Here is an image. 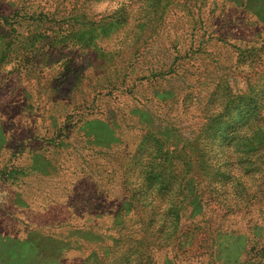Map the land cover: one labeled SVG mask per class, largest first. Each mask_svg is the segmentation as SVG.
I'll return each mask as SVG.
<instances>
[{
  "label": "rangeland",
  "instance_id": "rangeland-1",
  "mask_svg": "<svg viewBox=\"0 0 264 264\" xmlns=\"http://www.w3.org/2000/svg\"><path fill=\"white\" fill-rule=\"evenodd\" d=\"M180 1L189 3L175 0ZM250 1L264 21V0ZM155 7L156 0H0V141L5 145L0 158V240L10 258L18 252L21 260L35 257L26 242L12 237L20 235L19 229L40 225L42 231L51 233L62 220L56 215V222L50 224L37 220L39 210L33 214L34 206H48L46 189L54 181L20 165L16 158L21 154L42 158L53 150L62 157L67 153L77 157L81 152L87 159L100 158L99 163L127 165L128 172L123 166V173L131 174L135 158L126 162L120 158L117 164L112 150H82L81 142L68 140L65 134L78 119L103 116L104 102H108L118 119L131 127L130 136L140 131L132 126L133 117L124 113L131 114V106H139L154 115L152 120L160 123L171 144L161 158L143 159L142 181L149 201L151 195L157 201L154 207L148 203V212L141 213L143 228L149 230L135 232L140 226L133 218L125 231L113 217L86 223L82 229L93 231L86 239L79 230L66 233L80 249L66 251L67 245L55 242L66 252L54 264H264V172L245 165L242 151L233 152L234 139L230 138L242 103L240 108L227 106L224 115L208 127H202L200 117L185 122L155 113L151 97L181 84L167 72L176 50L169 52L166 45H176V26L183 21L193 31L199 28L197 16L181 5L170 4L163 13L157 7L161 19ZM163 31L168 36L166 45L162 44ZM203 34L200 31V51L194 57L214 59L218 53L203 42ZM161 59L168 63L166 68ZM208 85L205 90L198 88L199 107L212 99L215 84L208 81ZM230 86L236 94L246 91L240 77H231ZM247 94L253 99L255 93ZM145 131L143 127L141 136L128 138L140 141ZM142 142L153 146L146 139ZM261 143L264 137L245 151L259 149L256 156L264 160ZM142 149L143 157L149 155L147 148ZM230 154L236 157L231 160ZM231 172L242 181L235 182ZM113 183L114 192L122 195L120 178ZM22 198L31 203L32 211L20 210Z\"/></svg>",
  "mask_w": 264,
  "mask_h": 264
},
{
  "label": "trees",
  "instance_id": "trees-1",
  "mask_svg": "<svg viewBox=\"0 0 264 264\" xmlns=\"http://www.w3.org/2000/svg\"><path fill=\"white\" fill-rule=\"evenodd\" d=\"M174 2L175 0H156L157 14L159 12L157 7H162L161 12L163 13L170 4L175 7L181 5L192 16H197L194 17V20L196 24L199 23V28L193 31L186 21L177 25L173 38L176 45H166L165 40L168 36L164 34L165 31L162 32L164 37L162 44L167 46V51L176 50V53L173 67H167L168 63L165 59L164 61L161 59V62H164L163 67L168 68L169 74L173 73L170 77L179 78L181 84L174 91L171 89L157 91V94L151 97L156 104L153 107L156 111L154 112L171 120L181 119L185 122L200 117L203 122L202 127H208L212 120L218 118L220 114L224 115L227 106L234 104L236 108H240L242 103V107L238 110L240 116L238 124L230 132V138L234 139L233 152L242 151L241 159L245 161V165L252 164L255 167L253 169L264 172V160L256 156L260 150L245 151L247 146L258 143L264 137V97L259 95V92H264V21L258 18L250 0H189V3L186 2L183 5L182 1ZM161 18L162 15L159 13L158 19ZM202 30L204 33L203 42L209 43L207 47L214 48L215 53H218L214 59L194 57L200 51L198 44L202 38L200 35ZM192 43L195 45L193 48L191 47ZM202 51L205 52V50ZM164 58L166 57L164 56ZM231 77H240L245 82L246 91L239 94L234 93L230 86ZM208 81L215 84L210 92L212 99L209 105L205 101L199 107V104L197 105L199 96L196 93L200 91L198 88L205 90L206 86L210 87ZM249 92L255 93L253 99H249L247 96ZM133 104L137 105L136 102ZM104 106L106 107L103 111L104 117L92 114L93 116L78 119L72 127L66 129L65 134L68 140L75 139V141L81 142L82 150L83 148L92 150L103 147L112 150L111 154L117 164L120 158H123L125 162L135 158L134 167L130 168L131 174L126 176L123 173L124 165L114 167L112 161H110L112 165L106 162L99 163L100 158L87 159L82 157L83 153L81 152L77 157H72L71 153L62 157L61 152L55 153L53 150L42 158L29 157L28 155L22 157L21 154L16 158L20 165L30 166L40 176L53 179L54 182L46 189L45 197L48 206L43 205L38 208L34 206L32 211L31 203L27 198H22L19 200L18 207L20 206V210L24 209L23 211L31 210L33 214L39 210L40 214L37 220L42 219L50 224L56 222V215L59 216V220L61 218L62 220L57 222V230L51 233L42 231L38 225L32 228L27 227L24 231L19 229L21 230L20 235H12L13 238L26 242L34 251L30 250L35 257L22 259L23 262H21L22 255L19 252L10 258L5 252L2 240H0V264L59 263L66 251L81 248L73 246L72 244H76L77 240L67 239L66 233L79 230L86 239V236L93 231L90 232L89 229H82V227L89 222L105 221L113 217L115 224L125 231L130 219L133 218L134 221L136 220L134 223L140 226L135 232L149 230V228H143L144 220L141 213L148 212V203H152L154 207L157 201L152 199V195L151 201H149L146 185L142 181V172L146 166L143 159L154 161L158 157L161 158L171 144L166 141L167 137L160 129V123L157 125L152 120L154 115L149 110L131 106V114L130 112L124 113L126 116L133 117L136 123H133L132 126L139 128L140 131V133L137 132L130 136L131 127L118 119V113L111 111L112 107L108 102H104ZM124 114L122 116L127 118ZM143 127L146 128V131L142 137H139L140 141L135 142L134 139L128 138H136L138 134L141 136ZM244 130H247L246 133H243ZM144 136L146 141L153 143V146L145 147L143 145L145 143L142 142L145 140ZM67 145L68 143L64 144V147ZM260 146L264 148V143H261ZM142 148H147L149 155L143 157ZM4 150V140L1 139L0 158ZM235 157L230 154L231 160ZM247 166L245 169L248 168ZM124 167L125 172H128V166ZM153 170L155 171V169ZM118 172L123 173V176L119 177L122 195L115 193L114 185L112 187V183L119 180ZM144 173L146 172H143V176ZM230 174L233 175L235 182L242 181L239 175L232 172ZM113 194L115 197V194L118 195L115 200H113ZM57 200H62L61 206ZM183 215H180L181 220ZM225 233L227 231H222V234ZM56 236L62 237L61 240L56 239ZM113 240H121V237H113ZM57 241L67 245L65 252L60 251V247L56 244ZM159 242L161 243V241ZM105 245L110 244L106 243ZM155 246L164 248L163 244ZM140 252L141 249L136 253Z\"/></svg>",
  "mask_w": 264,
  "mask_h": 264
}]
</instances>
